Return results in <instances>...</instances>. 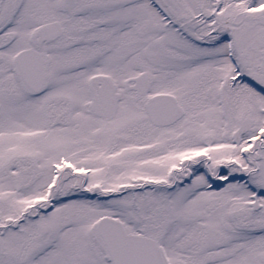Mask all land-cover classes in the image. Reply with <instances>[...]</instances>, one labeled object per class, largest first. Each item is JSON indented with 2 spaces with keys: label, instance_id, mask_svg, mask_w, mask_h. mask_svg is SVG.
Wrapping results in <instances>:
<instances>
[{
  "label": "snow or ice",
  "instance_id": "snow-or-ice-1",
  "mask_svg": "<svg viewBox=\"0 0 264 264\" xmlns=\"http://www.w3.org/2000/svg\"><path fill=\"white\" fill-rule=\"evenodd\" d=\"M0 264H264V0H0Z\"/></svg>",
  "mask_w": 264,
  "mask_h": 264
}]
</instances>
